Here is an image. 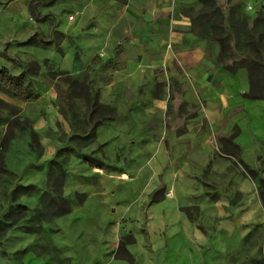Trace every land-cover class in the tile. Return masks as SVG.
Here are the masks:
<instances>
[{
    "label": "rangeland",
    "instance_id": "obj_1",
    "mask_svg": "<svg viewBox=\"0 0 264 264\" xmlns=\"http://www.w3.org/2000/svg\"><path fill=\"white\" fill-rule=\"evenodd\" d=\"M8 1L0 0V8ZM214 1L225 17L233 9L246 16L248 27L257 18L258 31L263 29L264 0ZM24 6L16 18L0 19L1 75L23 78L25 97L36 96L33 83L53 84L56 120L47 126L51 114L42 107L45 125L35 128L23 113L37 114L34 98L0 93V264H177L183 250L194 254L190 264H264L258 192L264 181L154 188L158 170L145 162L146 169L137 171V158L151 156L153 146L139 145L134 132L112 128L116 109L100 102L90 70L78 61L81 49L69 35L75 20H69L67 0H28ZM244 48L240 41L238 50ZM237 52L232 50L239 59ZM73 63L75 72L69 70ZM151 89L152 97L164 92L157 84ZM186 91L170 83L166 122L154 136L180 135L181 120L197 106ZM221 146V153L233 154ZM163 148L168 151L166 142ZM259 158L263 170L264 157ZM59 198L71 212L53 217L61 208H48L49 199ZM217 199L221 204L211 205ZM219 212L230 216L213 218ZM242 212L251 217L233 216Z\"/></svg>",
    "mask_w": 264,
    "mask_h": 264
},
{
    "label": "crops",
    "instance_id": "obj_2",
    "mask_svg": "<svg viewBox=\"0 0 264 264\" xmlns=\"http://www.w3.org/2000/svg\"><path fill=\"white\" fill-rule=\"evenodd\" d=\"M27 2L8 1L0 8V19L16 18L17 11L21 14L27 9ZM67 2L69 16L75 20L69 35L81 49L78 61L90 70L100 102L116 109L117 125L112 128L134 132L139 145L153 146L151 156L137 158V171L140 174L146 169L145 162H150L148 167L158 170L161 178L154 188L264 181V169L259 170L258 160L259 155L264 157V99H243L250 87L247 71L231 73L217 66L218 46L192 31L186 11L197 10L198 0ZM262 58L264 62V52ZM69 70L76 71L74 63ZM172 82L187 88L185 94L197 106L192 117L181 120L184 129L180 135L169 134L165 139L154 134L166 122L165 96ZM154 84L164 91L159 98L152 97ZM33 87L37 114L23 109L24 116L35 128H41L45 124L38 110L47 108L51 114L47 126H52L56 120L54 86L33 83ZM233 129L236 135L224 146L227 150L237 146V157L220 152V140L229 139ZM142 131L153 135L144 138ZM165 142L168 151L163 148ZM242 165L257 176L250 178ZM221 201L217 199L211 205H220ZM233 214L237 219L251 217L245 212ZM227 216L230 213L219 212L213 218ZM183 251V260L177 264H190L189 256L194 254Z\"/></svg>",
    "mask_w": 264,
    "mask_h": 264
},
{
    "label": "trees",
    "instance_id": "obj_3",
    "mask_svg": "<svg viewBox=\"0 0 264 264\" xmlns=\"http://www.w3.org/2000/svg\"><path fill=\"white\" fill-rule=\"evenodd\" d=\"M199 8L197 10L189 9L186 14L189 15L191 20L192 31L200 38L209 42H214L218 45L219 51L216 58V65L221 66L228 72L236 73L238 69H244L247 71L249 90L243 94V98L249 100H261L264 99V62L262 53L264 52V26L262 30L260 28V20L254 19L251 22V26L248 27V19L246 16H238L233 9L229 10V15L224 16V13L215 6L214 0H198ZM240 41L245 47L244 50H238ZM237 49V53H240L241 58H235L232 54V50ZM34 73L39 71L37 63L33 62ZM0 78L2 84L0 85V93H5L12 99H19L23 101L31 100L36 96L25 97L22 93L23 89L21 81L23 78H17L15 80L4 78L1 75ZM29 86L26 87L28 89ZM97 98V95L95 96ZM96 102V99L94 100ZM7 108H11L8 104H5ZM233 134L229 139L220 140L221 145L230 143V140L235 136ZM233 147V154L235 157L239 154V149L235 145ZM245 172L249 174L250 170L247 166L242 165ZM63 172L60 174V184H63ZM52 178V171L48 175V179ZM259 198L261 205L264 209V183H260L258 186ZM44 197V196H43ZM46 197V196H45ZM49 206L60 207L61 211H55L51 216L57 217L70 213V206L68 202L63 198L57 200L49 199ZM18 210L26 212L23 207H19Z\"/></svg>",
    "mask_w": 264,
    "mask_h": 264
},
{
    "label": "built area",
    "instance_id": "obj_4",
    "mask_svg": "<svg viewBox=\"0 0 264 264\" xmlns=\"http://www.w3.org/2000/svg\"><path fill=\"white\" fill-rule=\"evenodd\" d=\"M69 20H71V21H72V20H73V17L69 16Z\"/></svg>",
    "mask_w": 264,
    "mask_h": 264
}]
</instances>
